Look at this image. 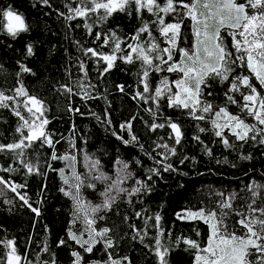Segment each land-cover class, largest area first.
<instances>
[{
    "label": "snow or ice",
    "instance_id": "6c2138e0",
    "mask_svg": "<svg viewBox=\"0 0 264 264\" xmlns=\"http://www.w3.org/2000/svg\"><path fill=\"white\" fill-rule=\"evenodd\" d=\"M30 6L48 9L42 15L62 23L73 51L64 47L57 69L62 77L51 83L52 94L65 101L55 105L63 116L53 115L52 104L24 82L39 75L29 65L38 40L23 43L14 70L0 63V110L16 118L8 134L13 138L0 142L6 162L0 173L7 174L0 175V186L15 195L9 199L0 191V197L6 211L11 213L18 199L20 208L34 214L23 252L15 237L0 239V264H58L54 249L61 248L68 264H137L133 253L139 250L143 264H173L172 253L179 251L189 254L190 264H264V171L238 191L211 190L214 206L201 201L197 208L175 211L174 221L206 225L203 235L192 229L195 239L174 235V222L163 223V206L152 211L144 203L165 173L187 175L174 161L197 163L185 152L181 119L194 129L191 140L217 165L238 167L227 156L216 158L204 135L231 150L238 162L253 161L252 150L264 158V0H61L60 7L30 0ZM115 15L124 16L132 30L108 27ZM31 31L23 13L10 3L0 5V35L18 41ZM55 50L53 44L50 54ZM117 68L130 81L112 80ZM116 95L127 97L133 109L118 122L111 118L110 97ZM100 101L105 107L97 114L89 105ZM76 116L94 118L115 147L89 151V134H79ZM64 117L71 125L67 137L49 128ZM0 123L7 119L0 116ZM62 143L66 147L58 148ZM49 176L58 178L55 190L67 202V226L51 244L50 228L43 224L33 247ZM31 177L41 179L35 201L27 191Z\"/></svg>",
    "mask_w": 264,
    "mask_h": 264
},
{
    "label": "trees",
    "instance_id": "16d2710c",
    "mask_svg": "<svg viewBox=\"0 0 264 264\" xmlns=\"http://www.w3.org/2000/svg\"><path fill=\"white\" fill-rule=\"evenodd\" d=\"M54 7L61 6V0H51ZM12 4L14 8L24 14L27 23L30 25L32 31L29 35L22 37L18 41H11L10 39L0 35V63L4 64L9 71L14 70L15 60L20 58L23 54V43L28 40H38L39 43L36 47V54L29 61V65L37 70L39 75L36 78L26 77L25 84L28 86L30 92H35L41 98H45L53 106L52 113L56 116H63V112H57L55 105L59 102L61 105L65 102L63 98H57L51 92V83L56 78L62 77V71L58 72L61 65L64 62V47H67L69 52H72L70 41L63 38L65 29L62 23L57 21L55 16H43L42 13L48 11V9H41L39 7L33 9L30 6V0H0V5L6 6ZM119 25L123 29L124 33H128L132 30V24L122 15H115L110 20L108 27H115ZM81 31L76 32V38H81ZM55 32L56 35H52ZM11 43L12 49H9L7 45ZM55 44L56 50L53 54H50L49 49ZM63 45V47H61ZM19 49L20 51H14ZM121 67H123L121 65ZM47 69V73L44 70ZM73 71H75L73 69ZM44 75L51 77L50 81L45 82L43 80ZM94 76L95 74L92 73ZM111 79L117 82L130 81V75L121 72L119 68L114 69L111 75ZM3 77H0V86H3ZM11 83V79L9 81ZM112 99L111 118L114 122L123 120L130 111H132L131 102L128 101L127 97L121 99L118 95L110 97ZM97 114H102L105 107L102 101L91 103L89 105ZM84 111L85 109H81ZM174 116L176 113H172ZM0 116L7 119V124L0 123V132H3V136H0V142H8L13 137L8 134L13 131L16 123V118L11 116L8 112L0 110ZM75 122L79 129V134L84 135L86 132L89 134L88 150L95 151L97 147H115L116 142L114 138L109 139V134L105 133L102 126H98L97 122L92 117H80L76 116ZM183 125L186 139L184 140L185 152L187 155H195L197 157V163L195 167L191 166L188 162L185 165H179L175 162V166L180 172H186V176L179 174H164L163 181H157L156 189L149 198L145 200V205L148 206L152 211L158 209L160 205L163 206V223L167 227H173L175 232L174 235L183 233L189 235L192 238L195 237V233L192 231L194 227H198L202 235L206 232V225L202 222L193 221H174V212L179 211L182 208L190 207L197 208L200 206V202L203 201L205 205L214 206L215 197L212 196V191L229 190L238 191L246 181L252 178H259V173L264 171V158L259 157V152L252 149L253 155L256 157L251 162H238L236 155L231 150H225L219 143L214 145L211 144L209 136H202L205 143L212 147L213 155L216 158L222 159L227 156L229 161L238 163V167L233 169L228 165H217L215 160H209L203 155L199 145L191 140V135L194 131L192 127L188 125V122L184 119L180 120ZM87 125V128H85ZM70 123H68L67 117L63 119L54 120L50 125V129H55L58 132H62L64 136H69ZM136 129L140 130L141 125L139 122L136 123ZM8 137V140L5 139ZM143 138V134H142ZM103 142V143H102ZM58 148L66 147L63 143L57 146ZM151 163V161H146ZM0 165L6 166L5 158L0 154ZM211 169V171H209ZM249 169H252L249 172ZM249 175L246 177L245 173ZM202 173V175H197ZM0 175H7L0 173ZM14 179L17 182H23V178L20 175H15ZM48 194L47 199L44 202L42 209V218L36 224L35 233L33 234V247L36 246V241L43 235L42 226L48 224L50 228L49 242L54 244L59 236L64 235V228L67 226V214L64 209L67 207L66 200L56 192V186L59 181L55 176H49L47 179ZM41 179L38 177H31L28 181V193L35 201L36 193L38 191ZM178 184H183L184 188H178ZM0 191L7 192L9 199L14 197V193L3 189L0 186ZM209 197H212L209 200ZM21 202L17 199L15 201L16 208L10 213L6 211L8 206L4 205L3 197H0V239L16 238V244L21 252L24 251L25 240L29 233L33 232L32 221L34 214L31 213L27 208H20ZM60 209L58 212L57 209ZM139 225V221H137ZM6 229V231H4ZM139 250V245H137ZM57 252L58 264H68V254L66 249H54ZM133 256L136 259L137 264H143V250L134 252ZM191 257L189 254L183 251L172 253L173 264H190Z\"/></svg>",
    "mask_w": 264,
    "mask_h": 264
}]
</instances>
